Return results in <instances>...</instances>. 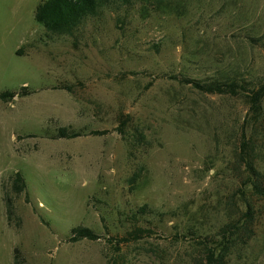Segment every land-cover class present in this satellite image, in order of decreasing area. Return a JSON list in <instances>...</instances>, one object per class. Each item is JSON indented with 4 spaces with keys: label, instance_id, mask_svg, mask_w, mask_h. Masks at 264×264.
Instances as JSON below:
<instances>
[{
    "label": "rangeland",
    "instance_id": "obj_1",
    "mask_svg": "<svg viewBox=\"0 0 264 264\" xmlns=\"http://www.w3.org/2000/svg\"><path fill=\"white\" fill-rule=\"evenodd\" d=\"M40 2L0 0V264H194L247 201L255 233L228 264H264L239 159L251 137L264 174V101L255 119L194 84H264V0H106L74 35L47 33ZM135 222L150 232L120 241Z\"/></svg>",
    "mask_w": 264,
    "mask_h": 264
},
{
    "label": "trees",
    "instance_id": "obj_2",
    "mask_svg": "<svg viewBox=\"0 0 264 264\" xmlns=\"http://www.w3.org/2000/svg\"><path fill=\"white\" fill-rule=\"evenodd\" d=\"M105 1L106 0H41L35 11V20L46 29L47 33L74 35L75 31L87 18L97 14L98 6ZM194 82L198 88L206 92L245 95L250 102V109L255 119H257L262 112L264 84L248 87L245 80L238 81L235 78L215 80L208 83ZM23 88H25V86ZM12 94L13 93H8L7 91L2 92L0 98L5 100L8 95ZM78 134L80 133H68V129L65 127L59 128L58 130V136L60 137H74ZM245 136L246 135H244L240 145L241 150L239 151V159L245 162L246 166L247 181L245 184L251 187L253 195H257L264 200V174L255 164L254 156L247 151L251 146V137L245 138ZM13 179L14 186L18 192L26 187L25 180L20 173L17 172ZM9 207L11 208L10 204L8 205V209ZM148 213L147 206L144 205L134 213L131 220L138 221L136 214L145 216ZM241 214L242 215L238 217L228 214V220L217 231V235L220 236V239L217 240V244L213 246L207 243L204 244L201 256L199 259L195 260L194 264H228L232 248L243 246L255 233V203L247 201L246 209ZM138 222L131 223L132 228L126 230L125 235L119 240L129 241L131 239H137L143 236L144 233L150 232V229L139 226ZM72 232L75 234L73 240L81 238L96 239L98 237L92 229L83 226L73 228ZM15 264H22L18 249H16L15 253Z\"/></svg>",
    "mask_w": 264,
    "mask_h": 264
}]
</instances>
